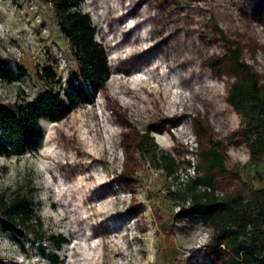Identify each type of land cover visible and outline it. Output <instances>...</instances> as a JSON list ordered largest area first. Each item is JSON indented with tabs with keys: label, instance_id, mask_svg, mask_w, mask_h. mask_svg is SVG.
I'll return each instance as SVG.
<instances>
[{
	"label": "rangeland",
	"instance_id": "1",
	"mask_svg": "<svg viewBox=\"0 0 264 264\" xmlns=\"http://www.w3.org/2000/svg\"><path fill=\"white\" fill-rule=\"evenodd\" d=\"M120 2L83 0L80 7L106 53L104 87L62 122L39 119L43 135L34 151L0 157V193L20 187L41 224L20 238L0 233V261L6 264H53L55 256L56 264H218L207 248L211 229L176 218L182 198L168 200L167 191L189 195L187 181L201 172H193L186 160L200 164L212 141L218 142L225 166L214 171L215 195L246 193L264 184V156H250L242 117L226 102L234 73L227 64L231 44L264 84V0H135L136 11L151 5L150 14L166 17L167 23L158 20L154 39L174 25L171 43L184 36L203 43L193 47L190 64L169 54L156 68L138 58L124 71L121 66L137 45L114 43L142 17L123 15L129 0ZM185 12L186 20H179ZM151 26L132 28L131 34L144 36ZM212 59H219L216 70L208 65ZM0 61L24 69L13 80L0 77L4 104L42 92L45 84L36 75L42 64L53 62L63 82L76 67L45 0H0ZM188 70H193L190 78ZM143 132L153 139L149 151L137 146ZM96 147L98 162L88 155ZM161 152L167 161L156 159ZM169 160L176 165L172 170L166 168Z\"/></svg>",
	"mask_w": 264,
	"mask_h": 264
},
{
	"label": "trees",
	"instance_id": "2",
	"mask_svg": "<svg viewBox=\"0 0 264 264\" xmlns=\"http://www.w3.org/2000/svg\"><path fill=\"white\" fill-rule=\"evenodd\" d=\"M45 1L51 5L58 30L68 41L76 67L71 76L63 82L53 62L42 64L36 75L45 86L37 97L29 100L17 99L10 104L0 102V157L21 156L27 151H34L43 135L39 119H46L52 123L59 120L62 122L71 110L80 104L90 103L93 95L104 87L109 76L105 50L95 39V28L89 14L80 8L83 0ZM116 1L118 4L121 3L120 0ZM135 7V0H129L125 5L127 11L123 15H132L134 19L141 16L142 19L124 31V36L114 43L132 42L137 45V50L125 61L121 70H128L132 66L130 62L137 61L138 58L143 66L151 65L156 68L162 61L168 59L169 54L179 57L180 62L190 64L193 54H196L193 47L203 42H199L197 37L190 38L184 34L183 38L180 37L175 43H171L168 39L174 33L172 27L174 25L167 27V32L162 38L154 39L158 32V20L163 19L167 23L166 17L160 11L150 14L151 5L144 6L140 11H136ZM177 17L184 21L187 13L179 14ZM145 23L152 26L144 36L139 33L131 34L132 28H138ZM216 32L222 39L224 38L221 31ZM167 43H169L167 50L159 54L158 51L165 49ZM226 53L227 64L234 72L226 102L242 117L241 136L250 156L262 157L264 84L260 82L256 72L241 63L237 47L232 44L227 46ZM208 65L212 70H216L220 65L219 59H212ZM23 70L21 65L14 69L7 62L0 61V77L6 80H13L16 73L24 75ZM184 73L190 78L193 70ZM162 127L167 129L165 125ZM196 130L198 133L202 130L200 123H197ZM138 136L137 146L140 150L149 151L152 146L154 147L149 132L140 133ZM117 146L115 142L114 147ZM98 153L96 147L95 152L88 155L93 161L98 162L101 160L96 155ZM156 159L165 162L168 157L166 153L161 152ZM200 159V164L193 165L196 172H201L200 175L187 181L190 188L188 196L179 189L167 191L168 200L182 198V205L175 217L192 218L211 229L207 248L218 264H264V184L251 188L246 193L217 196L213 192L214 171H225L224 156L219 153L218 142L212 141L201 153ZM186 163L191 164L189 160H186ZM175 166L174 161L169 160L166 168L172 170ZM122 177L129 183L126 173ZM199 185L210 186L211 191L200 192L197 190ZM187 199L189 203L185 205ZM155 215L161 217L156 210ZM159 221L162 222L160 218ZM40 225V220L34 216L31 200L20 187L9 193H0V233L20 238L30 230L36 231ZM59 240L62 242L64 239ZM57 261L58 258L55 256L53 264ZM0 264L6 263L0 261Z\"/></svg>",
	"mask_w": 264,
	"mask_h": 264
},
{
	"label": "built area",
	"instance_id": "3",
	"mask_svg": "<svg viewBox=\"0 0 264 264\" xmlns=\"http://www.w3.org/2000/svg\"><path fill=\"white\" fill-rule=\"evenodd\" d=\"M188 168H191L193 172L195 171L193 165H188ZM199 186H201V189H202L200 192H202V191H211V187L210 186H207V185H199ZM185 202L188 204L189 203V200L187 199Z\"/></svg>",
	"mask_w": 264,
	"mask_h": 264
},
{
	"label": "bare ground",
	"instance_id": "4",
	"mask_svg": "<svg viewBox=\"0 0 264 264\" xmlns=\"http://www.w3.org/2000/svg\"><path fill=\"white\" fill-rule=\"evenodd\" d=\"M168 79H166V82H168L169 83V81H167ZM178 96H180V94H178Z\"/></svg>",
	"mask_w": 264,
	"mask_h": 264
}]
</instances>
